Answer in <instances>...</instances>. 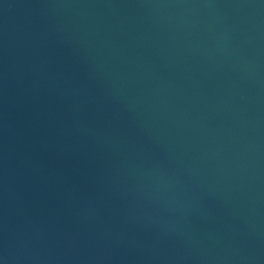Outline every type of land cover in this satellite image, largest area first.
<instances>
[{"label":"water","instance_id":"95a60500","mask_svg":"<svg viewBox=\"0 0 264 264\" xmlns=\"http://www.w3.org/2000/svg\"><path fill=\"white\" fill-rule=\"evenodd\" d=\"M0 264H264V0H0Z\"/></svg>","mask_w":264,"mask_h":264}]
</instances>
